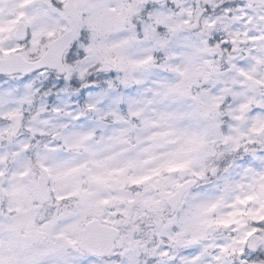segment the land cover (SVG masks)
Segmentation results:
<instances>
[{
  "label": "clouds",
  "instance_id": "9594fccd",
  "mask_svg": "<svg viewBox=\"0 0 264 264\" xmlns=\"http://www.w3.org/2000/svg\"><path fill=\"white\" fill-rule=\"evenodd\" d=\"M0 264H264V0H0Z\"/></svg>",
  "mask_w": 264,
  "mask_h": 264
}]
</instances>
